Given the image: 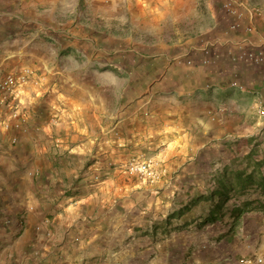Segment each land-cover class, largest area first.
<instances>
[{
  "label": "crops",
  "instance_id": "obj_1",
  "mask_svg": "<svg viewBox=\"0 0 264 264\" xmlns=\"http://www.w3.org/2000/svg\"><path fill=\"white\" fill-rule=\"evenodd\" d=\"M216 2L0 0V76L48 67L19 94L24 127H0L1 264L238 263L245 231L234 228L264 212L233 220L241 201L221 195L264 174L249 152L264 147V61L231 53L264 41V24L226 31ZM246 2L264 18V0ZM134 157L157 176L128 174Z\"/></svg>",
  "mask_w": 264,
  "mask_h": 264
},
{
  "label": "built area",
  "instance_id": "obj_2",
  "mask_svg": "<svg viewBox=\"0 0 264 264\" xmlns=\"http://www.w3.org/2000/svg\"><path fill=\"white\" fill-rule=\"evenodd\" d=\"M222 11L230 17V21L226 27V31H243L250 33L255 29L254 19L259 17L264 24L262 18V10L259 5H250L246 0H218ZM235 50L231 53L233 60L260 64L264 61V41L259 43H247L246 41L237 42L232 46ZM203 51L208 50L206 47ZM186 64L192 63L191 58H180ZM201 62L206 64L207 57H202ZM35 71L26 65L17 71H11L0 76V127L9 129L11 127L22 128L27 123L29 113L25 109L20 100L19 94L24 90L25 85L34 76ZM232 86L241 87L237 79H232ZM256 112L264 117V102L259 98L255 103ZM15 141V137H12ZM124 170L128 174H138L147 177L150 180L157 176L155 164L150 159L144 157H134L129 159ZM249 254L242 255L238 259L237 264H264V241L260 242L256 247H251ZM1 264V260H0Z\"/></svg>",
  "mask_w": 264,
  "mask_h": 264
},
{
  "label": "trees",
  "instance_id": "obj_3",
  "mask_svg": "<svg viewBox=\"0 0 264 264\" xmlns=\"http://www.w3.org/2000/svg\"><path fill=\"white\" fill-rule=\"evenodd\" d=\"M55 36V35H54ZM58 39H70L71 36L69 33L66 32H59ZM52 39V38H51ZM54 40V39H53ZM250 153H254L256 155H261L262 153V159H264V147H261L257 144H252V146L249 149ZM236 181V186H238L239 188H241V192L239 193H232V194H227L225 193V195H221L224 198V201L227 200L228 198H230L232 195H234L236 198L240 197V201H241V207L240 205L236 208L235 212V216L233 220H236L239 216H241V214L243 212H251L253 209H257L259 211H263L264 212V203L262 202H258V204H252L253 200H256V196L259 198L264 199V174L259 172L258 174L254 175L252 171H250L245 177L239 178V179H235ZM247 189V190H244ZM212 196V195H210ZM244 196V198L242 197ZM252 197V199H251ZM254 197V198H253ZM238 200V199H237ZM236 201V199H235ZM223 202H216L215 206H220ZM233 204V203H232ZM256 210V212H257ZM263 214V213H262ZM263 216V215H261ZM260 217V216H259ZM258 216H255V224H257V221L259 219ZM264 219V217H263ZM243 231H245V233H247V229L250 228V225H248L247 223H245L244 221V226L242 227ZM248 236V235H246Z\"/></svg>",
  "mask_w": 264,
  "mask_h": 264
},
{
  "label": "rangeland",
  "instance_id": "obj_4",
  "mask_svg": "<svg viewBox=\"0 0 264 264\" xmlns=\"http://www.w3.org/2000/svg\"><path fill=\"white\" fill-rule=\"evenodd\" d=\"M216 3H217V5H219L218 0H217ZM84 20H87V24L88 25H90V26H93L94 25V24H91L90 23V21L94 20V18L92 19L90 16H88ZM83 22H85V21H83ZM71 40H72V37L70 39L65 40L64 43H68V41H71ZM47 42H50V41H47ZM52 43H53V41L51 40V42L49 44V48L48 47H45L44 50H43V52L47 56H49L53 52H56L55 51V48H54L55 46ZM42 45H44V44H42ZM41 51H42V49H41ZM69 63H70V65L69 64L66 65L67 71L72 73V75H70V77H76L77 74H75L74 71L75 72H79V70L81 68H83V66H81L80 64H78V61H75V60H72ZM184 64H186V63L184 62ZM26 65L27 64L16 65V66L13 67V69L15 68V71H17L21 67L26 66ZM28 66H30L31 68H33L34 71H36V69H37L38 73L43 72V71H45V68H48L47 66H43V65L42 66H39L38 65V67H37L36 65H30V64H28ZM63 77H65V75H63ZM263 171H264V168H263ZM242 197L244 198V196H242ZM230 198H231V200H230L229 204L234 203L235 202V199L236 200L237 199L238 200L240 199V197L239 198H236L234 195H232ZM256 210L257 209H253L251 212H256ZM257 211H259V210H257ZM243 215H244V221H245V223H247L248 225H250V228L247 229V233L248 234L243 233V228H242V230H240L241 228H239V227H241L242 224L239 225V226H237L236 228H234L235 231L232 234H236L237 231H238L239 234H242V233L245 234L243 236L244 241L242 242V247L241 248L237 247V249H241L242 250V252H243L242 255H245V254H249L252 251L251 250V247H256L260 242L264 241V238H263L264 237V219H263L264 216H261L262 215L261 213H256V214H253V215H251V214L249 215V213H248V214H243ZM255 216H258V217L260 216L259 219H258V221H257V224L254 223L256 221L255 220ZM246 235H248V236H246ZM238 238H242L241 235L238 236Z\"/></svg>",
  "mask_w": 264,
  "mask_h": 264
}]
</instances>
